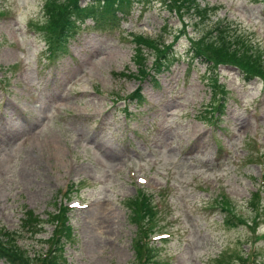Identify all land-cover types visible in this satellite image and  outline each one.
Instances as JSON below:
<instances>
[{
	"label": "rangeland",
	"instance_id": "rangeland-1",
	"mask_svg": "<svg viewBox=\"0 0 264 264\" xmlns=\"http://www.w3.org/2000/svg\"><path fill=\"white\" fill-rule=\"evenodd\" d=\"M44 2L0 0V232L16 231L21 258L38 262L60 202L71 206L68 264H135L144 193L162 263L240 264L255 248L264 264V76L212 45L241 36L264 64V0H198L202 17L135 6L86 20L58 56ZM139 40L177 61L140 76ZM137 91L141 103L128 99ZM28 210L37 221L24 227Z\"/></svg>",
	"mask_w": 264,
	"mask_h": 264
},
{
	"label": "trees",
	"instance_id": "trees-1",
	"mask_svg": "<svg viewBox=\"0 0 264 264\" xmlns=\"http://www.w3.org/2000/svg\"><path fill=\"white\" fill-rule=\"evenodd\" d=\"M154 2H160V0H84V4L80 3V0H45L44 7L48 13V19L45 23L47 25L43 29H46L49 33L48 41L45 40L47 42L56 40L57 43L51 44L52 48H58L60 51H64L66 39L74 31L78 21H83L91 16L114 20L117 19L118 13L123 14V16L128 14L134 5L144 6ZM161 2L178 12L180 10L189 11L193 9L200 17H202L204 12V8H201L198 0H161ZM216 29L218 31L217 26ZM53 35H56L57 38L53 39ZM217 35L221 40H229L226 45L223 43V46L211 43L215 46L216 58L222 61L231 60L236 65H241L244 71L250 70L253 75L264 76L263 54H261L260 60L259 47H256L257 50L255 52L253 48L244 47L243 43L246 42V39L240 35L242 39L241 44L237 38L232 39L228 34ZM136 42L133 60L140 76H155V74L164 72L172 65L174 57L169 56L168 50L156 49L140 40ZM246 44L248 45L247 42ZM237 51L244 52V55H237ZM150 57L152 58V62L148 66L147 60ZM150 71L154 72V74H150ZM130 98H137L139 100V92L133 93L130 95ZM67 197L69 198V196ZM140 201L141 203L139 205L132 207L134 211L133 222L137 224V235L133 241L135 264H161L154 258L157 252L156 247L148 243L149 234L152 232L150 223L155 219L157 210L144 193ZM131 203L133 205L138 202L134 200ZM221 203L224 204L223 201ZM136 207L139 210L140 216L138 215V217H136V209H134ZM68 210L69 207L62 205L57 206V211L51 213L50 217L53 231L47 241H45L47 249L42 255H34L35 257L31 259L36 258L38 262L33 261L32 264H65V244L72 237V226L67 215ZM139 217L140 219H138ZM32 221H37L36 215L31 210H28L27 214L21 219L22 226L29 227ZM34 224H37V222H34ZM7 234L8 232L4 233V235ZM12 240L11 237H7L5 240L0 239V257L5 258L8 264H28L26 258H21V250L23 249L21 247L15 248ZM257 252L255 254L251 252L242 255L239 260L244 264H258L261 262V259Z\"/></svg>",
	"mask_w": 264,
	"mask_h": 264
},
{
	"label": "bare ground",
	"instance_id": "bare-ground-1",
	"mask_svg": "<svg viewBox=\"0 0 264 264\" xmlns=\"http://www.w3.org/2000/svg\"><path fill=\"white\" fill-rule=\"evenodd\" d=\"M90 208H91V207H90ZM96 209H98L97 206L93 209V211L90 210V209H87L86 212H87V213L89 212V213H91V214L96 215V214H97V211H94V210H96Z\"/></svg>",
	"mask_w": 264,
	"mask_h": 264
}]
</instances>
